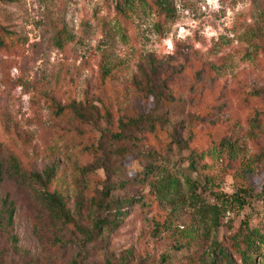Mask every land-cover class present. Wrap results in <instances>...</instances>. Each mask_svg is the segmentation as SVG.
<instances>
[{"label": "rangeland", "instance_id": "374dc122", "mask_svg": "<svg viewBox=\"0 0 264 264\" xmlns=\"http://www.w3.org/2000/svg\"><path fill=\"white\" fill-rule=\"evenodd\" d=\"M168 1L0 0V264H264V0Z\"/></svg>", "mask_w": 264, "mask_h": 264}, {"label": "trees", "instance_id": "16d2710c", "mask_svg": "<svg viewBox=\"0 0 264 264\" xmlns=\"http://www.w3.org/2000/svg\"><path fill=\"white\" fill-rule=\"evenodd\" d=\"M156 7H158L161 10H167L169 7V1L168 0H153ZM126 4H124L125 6ZM124 9V7H122ZM4 43V34L2 33V28L0 27V45H3ZM126 120V125L133 126L134 129H140L145 128L146 131L150 132L151 134H157L160 130V124L158 121L152 118H148L145 116H141L135 119H123ZM116 137L120 138V133L116 134ZM191 165H195V159L191 162ZM155 169V170H154ZM150 173H152V176L157 179L156 182H152L151 186H155L154 190L156 195H163V197H166V193L171 191L172 189H176L178 185V174H172L169 168L166 166H154V168L151 169ZM2 181V168L0 165V182ZM186 182L188 184V187L191 191V198H193V201L196 203L198 211L201 213L202 216L208 217L211 216L215 219H218L217 215L221 212V208L215 205H210L207 202L204 201V199L197 194V190L199 189V184L197 181H192L191 179L187 178ZM206 187V183L204 185ZM262 189L260 193H263ZM153 192V191H152ZM154 193V192H153ZM241 196V195H240ZM239 195L231 196L232 203L238 204L240 207H244L247 204V200L245 198H241ZM51 199L53 200V203H56L57 209L62 211L63 205L61 199H56V196H52ZM7 210L9 212V220L11 221L13 219V213L15 211V206L13 202H10L9 199L5 200ZM125 204L130 205L132 204V200L125 201ZM105 207L109 205L111 207V204H104ZM121 212V211H118ZM105 219V218H104ZM98 220L94 225V230L91 231V233H87L86 237L93 236L92 233L96 231L97 228L106 227V225L109 222L107 220ZM119 220L118 217H115V221ZM116 225V224H114ZM214 259V257H213ZM212 264H214V260H212Z\"/></svg>", "mask_w": 264, "mask_h": 264}]
</instances>
